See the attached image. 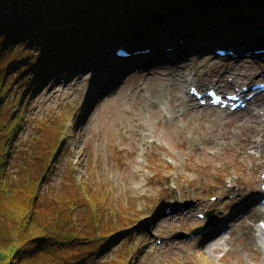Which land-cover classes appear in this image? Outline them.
<instances>
[{"label": "rangeland", "instance_id": "obj_1", "mask_svg": "<svg viewBox=\"0 0 264 264\" xmlns=\"http://www.w3.org/2000/svg\"><path fill=\"white\" fill-rule=\"evenodd\" d=\"M261 11L263 15L264 10ZM252 13L257 15L261 12L254 10ZM171 25L168 29L177 26L180 30L184 27L174 22H171ZM259 25L256 26L257 30ZM232 26L238 24L233 23ZM260 30L256 35L258 40L249 43L242 40L243 38L241 41L237 38L236 29L222 26L207 29L203 39L210 42L214 39V42L212 41L210 51L204 55L211 56L212 60L223 66L235 65L238 61L243 66H252L257 56H247V53L264 49L263 25ZM221 32H224L225 36ZM210 33L215 36L208 37ZM193 35L183 32L169 35L173 42L169 47H165L166 56L175 55L174 43L183 41L184 44H196L197 39L191 40ZM214 37L222 39L218 41ZM120 41H107L101 46L110 50L105 52L108 53L107 58L103 59L95 72L86 70V66L73 69L75 62L71 59V62L43 77L45 80L41 85L33 82L35 85L28 88L26 75L24 76L25 68L9 75L12 76L13 89L9 107L3 111L4 122L9 121L18 105H23L22 126L11 141L13 153L7 156L10 160L6 170L9 177L14 178L12 182L27 193L29 190L26 185L31 182V179L27 178L35 176L36 185L38 184L35 191L37 205L41 200L51 205L49 202H53L54 197L72 198L68 203L78 230L81 233L89 232L88 235H91L92 231L99 236L98 245L90 244L85 247V251L94 250L90 256L94 259L90 264H264V254L258 251L256 244H252L249 239V236H254L264 248V238L258 227V223L264 218L258 215L257 210L250 213L244 229L232 233L238 221H228L224 229L215 234L217 240H206L205 247L201 249L197 248L201 234H195L199 228L205 229L214 221L226 219L239 205L229 204L222 207L221 204L231 198L223 194L224 184L236 187L243 183L248 192L255 186L256 181H259L258 186L261 189L264 182V135L256 138L257 148L246 147L245 141L240 137L239 126L245 113L230 119L226 114L199 107L198 102L194 104L191 100L188 106L184 105L175 113L169 104L170 89H165L163 94L161 90L154 94L146 91L147 98L141 99L132 95L136 84L127 87L128 97L123 101H117L114 93L110 96L104 93L99 98L100 105L92 110V105L88 103L92 87L108 83L103 70L114 67L117 71L120 69L124 72L121 68L130 61L116 56L117 49H129L120 44ZM146 43L147 45L143 46L137 42V45H141V50L148 49L146 46L152 47L150 42ZM241 43L247 47L237 62L231 57L223 58L215 53L217 49H243ZM254 44L257 45L252 46ZM13 48V51L22 57L31 54L32 62L37 63L40 69L45 68V63L41 65L40 62L43 57L38 45L23 44ZM49 51L54 52L53 49ZM44 56L54 54L46 53ZM170 56L168 58H174ZM261 58L264 61V56ZM91 59L88 58L83 64L88 65ZM187 61L192 66L198 58L191 56ZM51 67H54V64ZM132 67L125 70L127 73L119 79L120 83H127L130 79L136 82L143 80L156 69L154 66L144 71L142 68ZM39 68L27 72L28 78L48 71H41ZM205 68L212 74L217 73V70L212 69V65ZM249 74L251 75L242 77L243 84L248 82L246 86L249 81L264 83V66ZM24 77L25 79L21 80ZM227 77L230 78L227 81L233 80L230 75ZM56 78H59V82L54 81ZM96 78L99 83L95 84ZM69 83L70 87L67 86ZM52 84L59 88V94L50 98ZM153 85L154 82L150 84L151 87ZM193 85V88L202 92L207 88L224 92L232 89L218 88L214 84L197 86L189 83L185 92L178 94L188 98L189 89ZM238 87L240 89L242 85ZM104 99L105 102L102 101ZM192 110L204 111L196 112L195 116ZM217 110L230 114L229 111L219 108ZM254 111L256 114L260 112L261 120L255 125L264 133V109ZM135 139H141L137 150L133 146ZM161 185L177 190L178 194L184 193V190L179 188L182 185L189 190L193 187L201 193L192 194L189 199L182 200L180 195L172 199L165 196L166 192L162 191L165 187ZM83 190L90 200L82 201L79 197H72L80 196V193H84ZM33 194L30 190L27 197L23 195V200H29ZM0 198L2 201L3 198ZM195 199L197 202L208 203L206 210L196 213V218L201 224L193 226L188 222H173L176 213H172L171 207L177 205L185 209L190 204H196ZM94 204L98 205L97 209ZM90 207L91 215L88 213ZM209 212L212 213L210 220L207 219ZM217 214H221L219 218ZM156 215L158 217H155ZM22 224L20 217H14L13 223L8 225L12 240L24 234L23 228L20 229ZM104 229L114 231L105 237L102 236ZM84 237L88 238L87 235ZM188 240L195 241L189 247L181 244ZM174 242L179 245V251H183L182 257L176 254V249L169 247ZM215 242L220 244L221 249L215 253L209 252L208 247Z\"/></svg>", "mask_w": 264, "mask_h": 264}, {"label": "trees", "instance_id": "obj_2", "mask_svg": "<svg viewBox=\"0 0 264 264\" xmlns=\"http://www.w3.org/2000/svg\"><path fill=\"white\" fill-rule=\"evenodd\" d=\"M254 10L261 13L254 15ZM261 10H264V0H0V196L3 198L0 201V264H90L94 250L85 251V247L99 244L97 233L90 230L88 235L89 232L81 233L76 227L68 203L71 197H54L49 202L51 205L40 199L37 205L36 177L27 178L31 182L26 185L29 190L26 193L8 175L6 165L10 158L7 156L13 153L11 141L22 126L23 109V105H18L9 121L4 122L3 111L9 107L12 96L9 75L13 71L25 68L26 79L21 80L25 79L29 88L33 82L41 85L43 77L71 59L75 62L72 68H78L107 41L137 43L146 35L148 40L155 38L149 41L152 43L163 35L205 34L207 29L218 26L240 32L247 26H255V21L257 25L264 22ZM171 22L184 27L168 29ZM233 23L242 27L234 28ZM23 44L41 48L40 62L45 63V68L40 69L32 62L31 54L22 57L13 51V47ZM46 53L54 56H44ZM35 68L48 71L28 78L27 72ZM30 190L34 194L29 200H23V195L27 197ZM80 194L72 197L90 200L85 191ZM94 208L98 205L94 204ZM91 210L90 207V215ZM14 217L22 220L20 229L23 228L24 234L12 240L8 225ZM112 231L104 229L102 236L107 237Z\"/></svg>", "mask_w": 264, "mask_h": 264}, {"label": "bare ground", "instance_id": "obj_3", "mask_svg": "<svg viewBox=\"0 0 264 264\" xmlns=\"http://www.w3.org/2000/svg\"><path fill=\"white\" fill-rule=\"evenodd\" d=\"M258 20V19H257ZM250 21H254V19H250ZM243 23V22H242ZM254 24L258 23L257 21L253 22ZM260 25H264V22H259ZM257 28L256 26L253 27H245L243 30L246 32L249 29ZM211 37L215 36L214 34L210 33ZM156 36V35H155ZM165 36V35H164ZM213 38V37H212ZM216 40L220 41L222 38L214 37ZM202 41V40H201ZM223 41V40H222ZM171 40L170 38L160 39L155 47H153L152 51L149 54H138L133 57L132 60L129 61L126 66H124V72L120 70H116L114 67L106 68L103 70V74L107 76V82H104V85H96L95 87H92V90L90 92V103L92 105V110L96 109V106L100 105V97L107 93V96H110L111 93L115 94V99L117 101H123L125 98L128 97L126 94V89L129 85H135L132 89V95L136 96L141 99H146V91H150L152 94L157 93L161 90L164 92V90L170 89L171 98L169 101V104L171 105V108L175 111V113L178 111V109H181L184 105H187L190 102L189 98L181 97L178 92H185V87L187 84H196L197 86H204L205 84H214L215 87L222 88L223 86H228L229 88H232L234 86L242 85L241 89L246 86L248 82H245L243 84L242 77H247L251 74L249 72H255L256 69H262L264 66V61L261 58L264 56V54L258 55L256 58V61L253 63L252 66H243L238 60L239 57L244 54V51L241 49L239 50L238 54L239 57L237 59L233 58L237 62L235 65L231 66H223L221 63H216L215 60H212L211 56L206 57L204 54L206 52L210 51V48L212 47L213 43L209 41H202L198 44H181V43H174L175 55L170 56L169 54H165L164 50L165 47H169V44ZM231 42V41H230ZM228 43V42H225ZM172 51V50H171ZM172 51V52H174ZM106 50H100L88 63V65L85 67L88 71L95 72L99 65L102 64L103 59L107 58L108 53H105ZM198 53L202 54L201 56L198 55ZM174 57L172 59L168 57ZM191 56H195L198 58V61L193 63L192 66H190L189 58ZM106 57V58H105ZM201 61V63H200ZM96 62V63H95ZM129 65V66H127ZM207 65H212L213 70H217V73L212 74L208 70H206ZM216 65L217 67H215ZM140 69L142 68L144 71H146L148 68H154L156 67L155 71L148 74L143 80H136L134 81H128L127 83H120L119 79L127 72L125 70L128 69V67ZM159 67V68H157ZM132 70V69H131ZM115 72H118L117 74ZM81 73H84V71H81ZM79 73V74H81ZM142 73V72H141ZM78 75V74H77ZM227 75H230V77H233V80L231 82L227 81L230 78L227 77ZM264 76V75H263ZM139 78V77H138ZM101 79V78H100ZM54 81L59 82V78L54 79ZM113 81V82H112ZM119 82V83H118ZM136 82V83H135ZM154 82L153 87L150 86L151 83ZM250 82V81H249ZM99 83V79L96 78L95 84ZM118 83V84H117ZM61 84V83H59ZM115 85V86H114ZM70 87V83L67 85ZM192 87H195L194 85ZM189 90H191V88ZM177 92V93H176ZM59 94V88L55 87V85H50V93L49 97H53L54 95ZM131 95V94H130ZM251 95V92L248 93L246 96ZM106 99L102 100L105 102ZM247 110L244 112H235L231 114L223 113L217 110V108H210L208 111H213L216 113L226 114L230 119L237 118L239 115H242V113H245L244 118L239 123V126L241 127V133L240 137L245 141L246 147L250 148H257L258 142H256L257 137H262L264 133L259 131L258 127L255 125L258 121L260 122V112L257 114L255 113L254 109H264V93H261L260 95L256 96L250 103ZM155 106V105H154ZM153 106V108H154ZM188 106V105H187ZM156 107V106H155ZM194 108V107H193ZM254 108V109H253ZM204 110L199 111H193L192 114L196 116V112L202 113ZM186 112L183 113L185 115ZM192 116V115H190ZM234 121V120H233ZM141 139H135L133 142V146L136 148L138 147V143ZM187 181V179H185ZM259 181H256L255 186L248 190L247 192V186L243 183H240L238 186L233 187V185L228 186L227 184L223 185V194L226 196H231L228 200L224 201L221 205L224 207V205L229 204H239L236 208L232 210V212L228 215V217L224 220L220 221H214L212 222L208 227H206L200 234H201V241L197 244V248L201 249L203 246L205 247L204 242L210 238H212V242L217 240V237H215V234L218 233L219 230L224 229L225 223L228 221H238L234 227H236L234 230H232V233H236L240 231L241 229H244L246 226V219L249 217L250 213H254L259 206V201L261 199V191L258 190ZM164 188V192H166L165 196L170 197L172 199H176V195L182 196L180 199H189L192 194L201 193L197 190H195L193 187L189 190V188H186V186L179 187L180 190H184V193L178 194L177 190L171 189L169 186L161 185ZM179 196V197H180ZM197 202V200L195 199ZM208 208V203H201L197 202L196 204H190L187 208L183 209L181 206H172V213H176V215L173 218V222L184 224L185 222L190 223V225H200L201 222L197 220L196 213L202 210H206ZM221 214H217V217L219 218ZM243 216H246L244 219ZM155 217H158L156 215ZM233 229V228H232ZM250 241L252 244H256V247L258 248V251L262 252L264 254V248L259 244L257 239H255L254 236H249ZM195 240H188L184 244V246L189 247L191 243H194ZM208 245V244H206ZM179 245H176V243H171L169 247L171 249H176L177 255H184L183 251H179ZM178 248V249H177ZM221 249V246L218 242H215L213 244H210L208 247L209 252L215 253L216 250Z\"/></svg>", "mask_w": 264, "mask_h": 264}]
</instances>
